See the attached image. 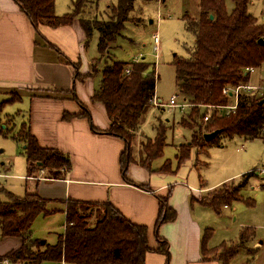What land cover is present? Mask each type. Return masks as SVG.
Here are the masks:
<instances>
[{
  "label": "trees",
  "instance_id": "1",
  "mask_svg": "<svg viewBox=\"0 0 264 264\" xmlns=\"http://www.w3.org/2000/svg\"><path fill=\"white\" fill-rule=\"evenodd\" d=\"M90 0H71L72 9L57 15L54 0H13L21 12L29 19L37 31L39 25L59 27L70 25L75 19L79 21L85 39L93 31L98 33L97 49L101 57L120 34L125 21L133 10L136 0H117L109 5L106 20L91 19L83 14ZM232 9L225 7L224 0H197L196 17L184 14L186 28L192 33L194 42L187 49V55L174 56L172 65L175 71V84L179 93L191 106L189 118L195 124L191 140L178 147L175 155V168L166 160L156 169L162 173L174 174L184 160L189 158L190 150L202 153L210 145L218 144L222 138L244 139L259 138L264 141V91L259 93L243 92L239 94L234 111L219 113L213 109L207 121L204 114L199 115L200 108L205 111L210 107L227 105L229 97L222 94L225 86L245 84L250 80L245 68L252 67L254 74L261 78L264 75V20L259 22L248 13L250 0H231ZM210 16H212L210 18ZM262 40V42H260ZM50 47H54L49 44ZM58 51L56 48H54ZM74 68L75 78H81L76 63L66 61ZM99 60L93 63L91 74H100L98 87L92 94V101L101 103L110 121L106 130L92 126V130L122 139L125 148L120 155V168L125 181L127 165L137 161L140 165L151 168V162L160 157L165 144V129L162 123L155 126V137H143V142L135 159L132 153V141L141 124L142 117L151 108L155 91V72L145 76L148 65L138 59L134 63L119 62L111 59L109 64L98 68ZM89 73V74H90ZM19 97L9 96L0 100V132L7 129L13 117L3 114L6 103L17 101ZM263 101V103H260ZM77 116L64 112L63 120ZM78 116L90 119L89 112L82 106ZM200 120L194 119V117ZM183 123V122H182ZM4 125V127H1ZM217 130L218 133L209 141L203 134ZM23 143L27 158V176L34 170L41 169L45 177L58 179L70 168L69 156L58 149L40 147L30 133L28 120L20 125L14 137ZM39 164V166H37ZM252 171L244 175H252ZM201 181V180H200ZM144 187V186H141ZM221 187L213 190L208 204L217 210L222 203L240 200V186L231 190ZM219 190L217 194L216 191ZM159 209L155 221L154 251L169 260L167 242L157 233L158 227L176 218V212L167 203V197L158 196ZM48 200L37 192H26L16 196L0 188V236L20 239V246L0 255V261L8 258L22 264L55 263L61 259L65 264H144L147 252L151 251L147 241V228L127 220L110 202H85L67 200L64 208V231L58 236L55 244H48L31 238V225L35 217L52 213L48 210ZM93 218V219H92ZM253 229L246 227L240 231L239 243H244L253 236ZM226 247L223 243L219 248ZM203 243L202 249L205 250ZM230 249V248H229ZM229 249L220 252L219 260L232 258L236 253ZM212 254L215 249L210 250ZM211 254V255H212ZM210 255V256H211ZM204 256V255H203ZM203 258L207 259V256Z\"/></svg>",
  "mask_w": 264,
  "mask_h": 264
},
{
  "label": "crops",
  "instance_id": "2",
  "mask_svg": "<svg viewBox=\"0 0 264 264\" xmlns=\"http://www.w3.org/2000/svg\"><path fill=\"white\" fill-rule=\"evenodd\" d=\"M85 41V33L76 19L70 25L59 27L39 25L36 31L13 0H0V94L18 92L17 101L25 99L26 115L23 120H28L29 131L38 145L58 149L67 154L70 160V168L61 178H46L43 170L36 169L34 172L39 174L35 179L29 178L33 175H26L25 179L34 182L35 192L49 201L47 208L53 213L59 211L64 214L67 200L108 201L130 222L144 225L151 249L145 255L144 264H227L229 259L223 263L207 254V251L219 248L223 243L211 244L213 232L207 227L205 218L209 220L212 213L220 215V206L228 208L231 202L222 203L214 210L201 201L200 195L228 182L239 181L240 200L246 199V203L251 205L253 200L243 197L242 191L247 189L253 178L257 184L252 186H259L264 193V182L258 181L255 175L264 174L258 173V168L253 169L252 175H244L250 172H244L245 167H241L251 157L248 152L247 155H240L238 165H234L230 175L211 185H207L200 175L197 179L190 177V173L179 174L178 180L173 179L180 166L177 173H162L150 171L137 161L127 165L125 174L133 184L125 181L119 161L125 148L124 141L92 130V126L106 130L110 121L104 106L91 99L96 86L92 78L94 74L90 72L97 58L85 56ZM67 60L77 64L81 78H75L74 68L66 63ZM253 74H250V78ZM183 101L187 102L184 98ZM156 102L160 100L156 99ZM82 106L89 112V120L78 116ZM64 112L77 116L63 120ZM258 141L264 143L262 139ZM213 145L218 146L219 143ZM242 149L243 145L239 147V150ZM158 196H166L168 205L176 212L173 221L160 225L157 230L158 235L167 242L168 262L163 254L154 251L157 246L154 225L159 209ZM246 227L251 228L245 226L241 230ZM2 239L0 255L18 248L21 243L15 237ZM203 243L205 250L202 249ZM260 244L254 243V251L261 248Z\"/></svg>",
  "mask_w": 264,
  "mask_h": 264
},
{
  "label": "rangeland",
  "instance_id": "3",
  "mask_svg": "<svg viewBox=\"0 0 264 264\" xmlns=\"http://www.w3.org/2000/svg\"><path fill=\"white\" fill-rule=\"evenodd\" d=\"M117 0H90L87 3L82 15L91 19L106 20L108 18V6L115 5ZM225 7L232 9L231 0H224ZM72 9L71 0H54V10L57 15H63ZM264 4L261 0H250L248 13L254 16L259 22L264 20L262 12ZM198 13L197 0H136L133 10L129 14L123 25L120 34L109 48L100 56L97 49L98 33L93 31L83 44L85 56L97 58L98 68L109 64L111 59L119 62L134 63L135 59H140L148 63L144 75L151 76L155 72V103L147 110L142 117L141 124L136 131L132 141V153L138 159V153L143 137L154 139L155 126L162 123L165 131V144L160 157L151 162V168L158 169L163 162L169 160L173 168L176 166L175 155L177 148L182 144H187L191 140L192 128L195 124L189 118L191 106L180 107L165 106L172 95L176 96L177 103H183V97L179 93L175 84V71L172 65L174 56L185 57L187 49L194 42L192 33L186 28L184 14L196 17ZM158 35L157 54L155 58L153 52V35ZM83 60H82V62ZM81 67V65H80ZM264 75L259 78L256 74L247 82L249 84L261 83ZM96 88L100 80V74L93 75ZM9 96L18 97L15 91L10 95L0 94V100L7 99ZM156 99L159 106H156ZM232 98H229L231 101ZM164 106V107H162ZM213 110L200 108L199 115L212 114ZM3 114L13 117V122L4 132H0V188L11 192L16 196H22L26 192H34V182L25 179L28 174L27 158L23 151V143L14 137L20 130V125L25 118V99L12 101L5 104ZM194 119H199L195 116ZM183 122V123H182ZM2 127V125H1ZM253 140V139H252ZM236 136L232 139H221L219 145H212L201 154H196V149L190 150L189 158L184 160L178 168L177 176L173 179L178 180L179 174L190 173V177L201 179L207 184H214L234 171V165H238L240 155L249 152L250 159L241 167H245L244 172L253 171L264 167V143L255 139L254 141ZM243 145V149L239 147ZM198 162V165L195 163ZM200 163H205L200 165ZM251 169V170H249ZM176 172V173H177ZM243 173V172H242ZM39 174L37 171L33 176ZM258 181L264 182V175L255 174ZM254 177V178H256ZM172 178V177H171ZM32 179H35L33 177ZM239 181L228 182L220 190H231L236 187ZM174 184V183H173ZM252 178L246 190H243V197L247 196L253 200L251 205L246 203V199L234 201L228 208L220 209L222 213L217 215L212 213L210 219L205 218L207 227L211 228L212 245L226 244L224 248H215L211 257L218 258L223 249L236 250L235 256L229 259L227 264H264V214L262 212L264 193L259 186L255 185ZM253 187V188H251ZM219 190L216 191L217 194ZM213 192H206L200 195L202 202L208 203L212 198ZM242 195V194H241ZM246 198V197H245ZM93 219V218H92ZM65 224L64 214L57 211L47 215H38L31 225V238L45 241L48 244H55L58 236L63 233ZM251 226L254 236L249 243H239V233L242 227ZM0 236V242H2ZM232 242V243H231ZM235 242V243H234ZM261 242V248L254 251V243ZM226 263L225 260H221ZM43 264H51L45 262Z\"/></svg>",
  "mask_w": 264,
  "mask_h": 264
},
{
  "label": "built area",
  "instance_id": "4",
  "mask_svg": "<svg viewBox=\"0 0 264 264\" xmlns=\"http://www.w3.org/2000/svg\"><path fill=\"white\" fill-rule=\"evenodd\" d=\"M262 3L264 4V0H261ZM262 15L264 17V10L262 12ZM158 35L157 33H155L153 35V52L155 54V58L158 57V54H157V46H158ZM137 61V60H136ZM246 72L250 74H252L254 72V69L252 67H248V68H245ZM264 91V78L262 79L261 83H257V84H249V83H245V84H238L236 86H225L222 88V94L229 97V98H232L233 101L232 103H228L227 105H224V106H215V107H210L209 109H216L219 111V113H222L223 111L225 113H228L229 111H234L236 106H237V102H238V97H239V94L240 93H243V92H256V93H259L261 94L262 92ZM176 96L175 95H172L169 99V102L165 104V106H170V107H180V109H182L183 107L185 106H188L189 103L187 102H183V103H177L176 102ZM153 103H155V98L153 99ZM157 103V102H156ZM158 105V103H157ZM210 117V114L209 113H206L204 114V117H203V121H207L208 118ZM261 130L264 132V124L262 125L261 127ZM258 173L260 174H264V167H261L258 169ZM36 176H31L29 178H33ZM262 212L264 214V199H263V207H262ZM0 264H22L21 261H16V262H12L10 261L8 258H3L1 261H0ZM55 264H65L64 260L61 259L57 262H55Z\"/></svg>",
  "mask_w": 264,
  "mask_h": 264
},
{
  "label": "water",
  "instance_id": "5",
  "mask_svg": "<svg viewBox=\"0 0 264 264\" xmlns=\"http://www.w3.org/2000/svg\"><path fill=\"white\" fill-rule=\"evenodd\" d=\"M212 16H210L211 18ZM260 42H262V40H260ZM260 103H263V101H261ZM2 127H4V125H2ZM218 133L217 130L209 132V133H205L203 134V138L205 141H209L210 139H212L216 134Z\"/></svg>",
  "mask_w": 264,
  "mask_h": 264
}]
</instances>
